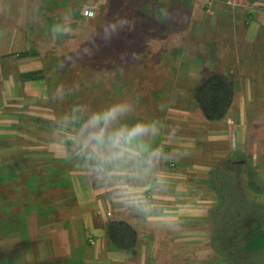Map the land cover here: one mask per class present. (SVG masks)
I'll return each mask as SVG.
<instances>
[{
  "label": "rangeland",
  "instance_id": "obj_1",
  "mask_svg": "<svg viewBox=\"0 0 264 264\" xmlns=\"http://www.w3.org/2000/svg\"><path fill=\"white\" fill-rule=\"evenodd\" d=\"M115 15L131 27L107 36L104 26ZM262 18L264 0H0V264H146L157 255L167 262L173 244L179 253L203 247L183 228L166 233L157 221L125 211L50 144L49 122L68 104L99 107L126 97L137 100L139 115L178 124L175 138L162 139L191 150L189 158L168 166L180 197L173 202L182 213H206L188 226L203 225L208 236L199 260L176 264H224L210 246L207 213L218 201L207 174L233 154L250 167L251 189L264 190V125L252 119L255 113L247 119L240 105L208 121L192 90L214 67L233 85L240 80L241 95L244 77L264 89ZM61 19L71 28L53 39L51 25ZM23 51L30 55L22 58ZM40 70L42 80L20 81L21 72ZM59 84L76 89L63 103L53 98ZM245 134L249 151L241 153ZM111 224L131 229L133 239L123 244L134 248L128 263L109 254L126 252L120 242L115 249L98 240Z\"/></svg>",
  "mask_w": 264,
  "mask_h": 264
},
{
  "label": "clouds",
  "instance_id": "obj_2",
  "mask_svg": "<svg viewBox=\"0 0 264 264\" xmlns=\"http://www.w3.org/2000/svg\"><path fill=\"white\" fill-rule=\"evenodd\" d=\"M125 27L130 28L131 22L115 15L104 31L111 36ZM70 28L68 20L61 19L51 25L50 32L55 39ZM75 91L59 84L53 98L63 103ZM137 103L127 97L99 107L70 103L50 120L49 142L65 159L84 168L125 211L171 224L179 218V209L168 199L176 193L168 166L189 158L191 150L165 143L162 138H175L180 126L158 116L139 115Z\"/></svg>",
  "mask_w": 264,
  "mask_h": 264
},
{
  "label": "trees",
  "instance_id": "obj_3",
  "mask_svg": "<svg viewBox=\"0 0 264 264\" xmlns=\"http://www.w3.org/2000/svg\"><path fill=\"white\" fill-rule=\"evenodd\" d=\"M216 44L207 46L213 51ZM20 56L26 57L28 53ZM42 79L41 70L20 74L22 83ZM192 92L194 104L201 109L205 119L221 120L231 104L233 81L229 75L218 72L214 67L194 86ZM232 156L229 161L215 165L208 172L207 183L218 201V206L207 213L211 226L210 246L224 264H264V190L258 193L251 189L250 167L241 159L234 161ZM29 185L34 187L33 181ZM123 227V224H111L105 230L108 243L115 249ZM124 243L122 251L131 252L134 249Z\"/></svg>",
  "mask_w": 264,
  "mask_h": 264
},
{
  "label": "crops",
  "instance_id": "obj_4",
  "mask_svg": "<svg viewBox=\"0 0 264 264\" xmlns=\"http://www.w3.org/2000/svg\"><path fill=\"white\" fill-rule=\"evenodd\" d=\"M260 21L264 25V18L260 19ZM245 32L248 33L249 29H246V31H244V37H245ZM253 36H254V38H252V39H255L256 34H254ZM26 52L27 51H23V52H20L19 54L26 53ZM29 53H28V56L30 55ZM258 54H262L264 56V53L261 51H258ZM22 58H25V56ZM251 58H254V57L250 56V58H248L247 60L250 62ZM239 69H241V64H239ZM246 69H247V71L253 70L251 67H249L247 65H246ZM244 78H246V79L244 80V82L241 83L242 86L243 85L245 86V90H244L243 95L239 94V92L237 91V90L240 91V89H239L240 88V80H237V79L234 80L233 95H232L233 97L231 99V104H230L229 110L227 112V115L232 114L234 109L236 111H238V107H239L238 105H240V106H242L243 110L245 109V117L247 119H250L251 115L255 113V115H254L255 117L252 119H256L257 121H259L260 125H264V89L262 88V83L260 81L258 82L257 79H254V78H250V77H244ZM251 90L253 92L256 90L257 91L256 95H253ZM243 144L244 145L242 146L241 150H238V152L243 153V150H242L243 148L245 149V151H249L248 145L250 144V138L247 137V134H245ZM245 153H247V152H245ZM197 168H198V166H197ZM193 171H195V170H193ZM194 173H197V172L195 171V172L191 173V175L196 176L197 174H194ZM179 198H180L179 193H175V194L170 195L168 197V199H170L172 201L179 200ZM198 213H200V212H198ZM122 214H124V213H122ZM199 215H200L201 219H203V218H205L206 213L205 214L204 213L203 214H197V213L191 214V212L188 210H186L184 213H182L179 210V216L183 217L184 221L187 223V224H184V226H181L179 224V222H180L179 218L171 224H161V223L157 222L156 225L158 226L159 230L164 231L166 233H169V232L174 233L177 230L180 231L183 228V232L186 233V235H189L187 237H192L193 239H195L196 244L201 243V245L204 247V245H205L204 238H207V236H208L207 231H205L206 228L203 225H201V229H196V227L190 228V226H188L189 225L188 221L191 220L193 217H197ZM202 222H205V220H202ZM129 223H132V222L129 221ZM175 223H178L179 226H181V227H176ZM105 227L106 226H104V228H102L103 233L101 231H99V233L101 235L103 234V236L99 235L98 240L101 239V241L103 243H105V247H106V246H108L109 243H108L106 236H105ZM99 228H100V226H99ZM97 230L98 229L96 227L95 231L97 232ZM130 230L131 229H127V230H124L122 232V233H127V235H120L119 236L120 238L118 237V241H117L116 245L120 241L127 243L129 240L133 239V237L130 236ZM128 236H130L129 239H128ZM201 238H203V239H201ZM122 242H121V244H122ZM182 245H185V247L187 246V244H182ZM203 247H199L196 250L193 249L194 251H188L187 249H184L185 250L184 253H179L178 251H176V249H178V244H173V247H172L170 253L165 258L167 262H164V260L162 261V259H161V257H159V255H157V257L149 256L147 259H145V261H146V264H152V259L154 258L155 264H157V262L159 264H176L179 262L182 263L183 261H190L192 258L199 260L200 254L205 252V249H204L205 247L204 248ZM108 248H109V246H108ZM109 254L116 256V260L121 262V263H128L131 261V258L129 255L131 253H128V252H123L122 254L121 253L115 254L112 251H110ZM205 255H207V254H205Z\"/></svg>",
  "mask_w": 264,
  "mask_h": 264
}]
</instances>
